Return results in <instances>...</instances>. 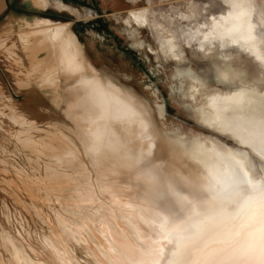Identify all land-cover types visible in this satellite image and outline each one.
Listing matches in <instances>:
<instances>
[{
    "label": "bare ground",
    "instance_id": "6f19581e",
    "mask_svg": "<svg viewBox=\"0 0 264 264\" xmlns=\"http://www.w3.org/2000/svg\"><path fill=\"white\" fill-rule=\"evenodd\" d=\"M32 3L40 9H44L46 5L45 0H33ZM226 3L229 9L227 13L225 11L222 22L215 24L213 30L203 33L202 42L211 40L210 49L204 51L201 50L202 46L197 48L204 51L203 56L219 53L222 65L217 67V76L220 79L231 77L229 60L233 56L232 51H235L236 55L246 54L255 61L260 66V78L264 80V56L253 37L247 0H226ZM128 14L135 26L147 23V14L140 8L129 10ZM137 32V28L133 27L128 33L134 37ZM17 40L22 50L27 52L26 59L30 60V68L25 72L28 76L37 73L41 82L39 86L54 88L58 86L60 79L75 78L94 94L98 114H95L97 126L94 125L96 128L93 129L104 144L95 157L96 162H103L99 167L104 168L98 176L103 185L102 188L100 185L99 187L115 203L124 207L114 210L99 197L90 179L89 172L92 170L88 169V163L82 162L76 143L65 136L63 131L62 133L56 128L41 129L43 132L37 138L25 137L22 141H26L27 147L30 145L33 150L44 148L51 152L55 165L50 169L53 174L49 173L55 176V180L70 179L73 180L71 183L78 184L77 190L75 189L78 192L75 194L85 210L68 212L70 218L62 219V226L56 227L62 228L66 238L79 243L85 242L84 244L92 241L95 247L88 251L94 256L95 264H176L183 256L200 264H251L259 259L264 232V201L262 194L256 189L264 180V171L260 170L258 150L254 152L241 149L237 145L224 148L218 141L211 140L208 149L199 146L198 152L194 154L174 137L170 148L166 146L153 122L148 105L131 90L99 72L85 57L69 22H55L41 17H35L31 21L23 20V26L17 31ZM136 44L142 46L143 42L138 40ZM160 47L166 49L168 57L173 58L174 62H181L179 50L170 40L160 41ZM36 51H43L45 54L41 58L35 57ZM149 52L159 56L151 49ZM174 76H187L190 79L188 91L193 96L197 91L195 83L200 81L194 71L189 67L176 69ZM248 81L239 80L227 94L220 90L203 93L195 108L198 122L204 128L228 135L235 141L240 134L236 126L243 127L250 116L258 119L261 100L264 99V88L256 84L259 80L253 77L251 82ZM13 112L10 113L15 115H12L13 121L21 126V135L35 127H32L30 120L27 122L24 116ZM157 114L163 117L162 104L158 106ZM29 132L28 135L31 134ZM169 149L178 153L179 161H174ZM251 155L259 159V173L251 168ZM80 164L84 170H80ZM76 165L79 170L75 168ZM47 166L49 164L46 168ZM241 169V177L246 173L244 178L252 182L253 188L252 195L243 200L230 195L232 181L237 178L236 173ZM30 172L34 173V170ZM46 180L51 182L50 179ZM48 191L52 190L49 188ZM62 235L55 234L54 239L45 236L52 250L51 254L60 264H83L75 259ZM16 238L0 227V264H49L45 258L39 257L42 253L31 250L29 245L28 250L26 243L19 240L21 237ZM104 238L107 242H102ZM181 238L186 240L189 246L187 250L181 247ZM4 252L8 257H4ZM173 252L179 255L174 257ZM65 253L69 259H65Z\"/></svg>",
    "mask_w": 264,
    "mask_h": 264
},
{
    "label": "rangeland",
    "instance_id": "374dc122",
    "mask_svg": "<svg viewBox=\"0 0 264 264\" xmlns=\"http://www.w3.org/2000/svg\"><path fill=\"white\" fill-rule=\"evenodd\" d=\"M47 1L49 3V0ZM50 4L51 6L46 9H40L35 7L31 0H23L22 3H17L16 7L18 13L21 12L20 14L29 20H33L35 17L47 18L55 22L79 19L74 22L71 29L77 35L85 57L100 73L111 77L119 85L131 90L148 105L153 122L166 146L170 148L174 141L173 137L179 139L185 148L194 154L198 152L199 146L208 149L211 140L218 141L217 143L224 148L236 146L235 141L228 135L204 128L198 122L195 110L203 93L220 90L223 94H227L239 80L251 82L254 77L259 80L256 84L264 88V80L260 78L258 71L260 66L258 67L255 61L246 54L238 56L235 51H232L233 56L229 60L231 77L228 79H220L217 76V67L222 65L218 52L203 56L204 51L211 47V40L202 42L203 33L213 30L215 24L222 22L224 14L229 9L226 0H50ZM66 4L81 8L83 13L86 8L85 10H89L92 16L81 15L78 17V13ZM247 5L251 11L253 37L264 56V0H254V2L247 0ZM138 8L147 14V23L144 26H135L128 14L129 10ZM212 23L213 25H211ZM22 26L23 22L19 23L15 27L16 29H11L0 35V41L4 39L3 43L5 45L7 43V47L0 45V227L2 226L15 238L21 237L19 240L26 243L28 250L31 248V250L39 251L40 254L44 253L41 254L42 257H39L45 258L44 260L49 264H60L51 254L52 250L45 240L46 235L49 239H54L55 234H63L62 238L67 240L75 259H79L83 264H95L94 256L88 251L95 247L92 241H89L87 245L84 244L85 242L79 243L70 240L68 237L66 238L62 228H56L62 226V219L70 218L68 212L85 210L82 204H79L77 194H75L78 192L75 191L78 184L71 183L73 180L70 179L63 180L64 182L61 179L55 180V176L51 175L52 171L50 170L54 167L52 165H55L51 152L44 148L38 151L33 150L30 145L27 147L24 140L27 136L37 138L43 132L41 129L53 130L56 128L60 132L63 131L65 136H69L76 143L82 162L88 163V169L92 170L89 172L90 179L99 197H102L108 205H111L110 207L118 211L124 207L115 203L107 193L105 194L101 189V180H98V176L104 170L99 167L103 162L98 163L95 160L97 159L95 158L96 154L104 146L94 130L97 126L95 114H98V105L95 103L94 94L85 84L77 82L75 78L60 79V82H57L58 86L54 87L55 91L53 86H39L38 84L41 82H39L37 73L28 76L25 71L30 68V60L26 59L27 52L22 50L17 40V31ZM133 27H136L138 31L134 37L128 33ZM138 40L143 42L142 46L136 44ZM159 40H170V43L178 48L182 59L180 63H176L173 58L168 57L166 49L160 47ZM13 44L15 46H12ZM200 46H202L203 52L197 48ZM149 49L157 52L159 56L152 55ZM44 54L43 51H36L34 56L41 58ZM187 66L200 79L199 82H194L197 85V91L193 96H190L188 91L190 79L187 76H174L176 69L188 68ZM22 85L23 87H21ZM32 98L41 103L45 101L43 108L47 110L28 106L27 101ZM160 104L163 106V117H159L157 114ZM13 111L16 115L24 116L27 122L31 121L32 127L35 126L28 130L32 135H28V132L23 135L19 133L22 129L20 130L21 126L18 125V122L13 121L12 115H15L10 113ZM28 124L30 125V123ZM16 133L18 136L15 135ZM22 139L24 140L22 141ZM169 151L172 152L170 154L174 161L180 160L178 153L171 149ZM254 157L251 155V168L259 173V159ZM28 159L32 162H27ZM48 161H52V164ZM47 164L51 167L47 166L46 168ZM82 164L79 165L80 170H84ZM77 165L75 168L79 170ZM28 169L34 170V173ZM44 169H49L47 170L48 174ZM39 178L40 181H38ZM46 179H50L51 182ZM28 182L29 184H27ZM49 188L52 191H48ZM71 197L73 198L71 199ZM262 199L264 201V195H262ZM60 207L64 208L63 211ZM51 230L52 232H50ZM102 242L107 241L104 238ZM105 244L107 245V243ZM31 255L34 257V254ZM64 255L65 259H69L66 253ZM4 257H8L5 252ZM61 260L64 262L63 258Z\"/></svg>",
    "mask_w": 264,
    "mask_h": 264
},
{
    "label": "snow or ice",
    "instance_id": "6c2138e0",
    "mask_svg": "<svg viewBox=\"0 0 264 264\" xmlns=\"http://www.w3.org/2000/svg\"><path fill=\"white\" fill-rule=\"evenodd\" d=\"M239 135L235 139V144L241 149H249L251 151H257L261 160L260 170L264 171V99L261 100L260 104V116L257 119L255 116H250L247 123L240 127L236 126ZM242 169L236 173V179L232 181V191L231 196L243 200L246 197H250L253 193L252 182L244 177H241L240 172ZM262 195H264V180L261 181L258 189ZM262 244L259 253V259L254 260L251 264H264V232H262ZM181 247L185 250L188 249V244L184 238H181ZM172 255L178 256L179 254L173 252ZM176 264H200V262L192 260L188 256L181 257ZM207 264V262H205Z\"/></svg>",
    "mask_w": 264,
    "mask_h": 264
},
{
    "label": "crops",
    "instance_id": "0c3cea01",
    "mask_svg": "<svg viewBox=\"0 0 264 264\" xmlns=\"http://www.w3.org/2000/svg\"><path fill=\"white\" fill-rule=\"evenodd\" d=\"M19 1V2H18ZM33 1V0H31ZM46 1V5L45 8L51 6L50 4V0L49 3L47 0ZM23 0H0V35L7 33L9 30H13L19 23L21 24L23 22V20H29V18L23 16L22 14H20L21 12L18 13L17 11V3H22ZM64 3V2H63ZM48 4V5H47ZM70 9H74L78 14L77 16H84V17H90L92 16V13L89 10H85L86 8H84V13L80 10L81 8H75L72 7L69 4H66ZM67 8V7H66ZM90 12V13H89ZM73 14V13H72ZM98 17V15H96ZM25 17V18H24ZM47 19V18H46ZM31 21V20H29ZM75 21H79V19H76L74 21L69 20V21H65V22H69L70 26L72 27L75 23ZM135 25V23H134ZM16 29V28H15ZM3 41H5L4 39H2V41H0V43L2 42V47H7V43L6 45L4 44L3 46ZM28 106L32 107H39L41 109H45L43 108V104L45 103H41L36 101L35 99L32 98V100L27 101ZM47 105V103H46ZM47 110V109H45Z\"/></svg>",
    "mask_w": 264,
    "mask_h": 264
}]
</instances>
